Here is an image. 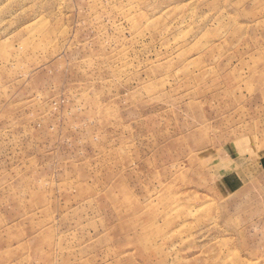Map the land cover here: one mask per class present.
<instances>
[{
	"label": "rangeland",
	"instance_id": "obj_1",
	"mask_svg": "<svg viewBox=\"0 0 264 264\" xmlns=\"http://www.w3.org/2000/svg\"><path fill=\"white\" fill-rule=\"evenodd\" d=\"M0 264H264V0H0Z\"/></svg>",
	"mask_w": 264,
	"mask_h": 264
}]
</instances>
